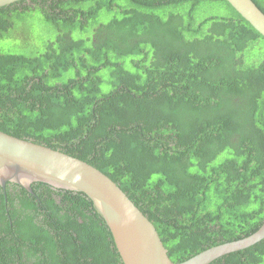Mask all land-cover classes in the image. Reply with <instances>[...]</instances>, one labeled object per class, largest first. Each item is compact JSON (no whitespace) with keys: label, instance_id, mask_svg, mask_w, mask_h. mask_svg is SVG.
<instances>
[{"label":"trees","instance_id":"16d2710c","mask_svg":"<svg viewBox=\"0 0 264 264\" xmlns=\"http://www.w3.org/2000/svg\"><path fill=\"white\" fill-rule=\"evenodd\" d=\"M32 20L48 28L42 47ZM263 40L224 0L1 8L0 130L101 169L186 260L264 223ZM33 187L49 193L46 217L41 205L18 235L0 229V264H122L84 194ZM54 192L81 201L83 217ZM213 264H264V241Z\"/></svg>","mask_w":264,"mask_h":264},{"label":"water","instance_id":"95a60500","mask_svg":"<svg viewBox=\"0 0 264 264\" xmlns=\"http://www.w3.org/2000/svg\"><path fill=\"white\" fill-rule=\"evenodd\" d=\"M26 0H0V9ZM264 38V11L254 0H224ZM42 183L84 194L107 224L122 264H213L264 241V223L252 235L174 261L150 218L108 174L91 163L34 140L0 130V185L32 191Z\"/></svg>","mask_w":264,"mask_h":264},{"label":"flooded vegetation","instance_id":"af4514ba","mask_svg":"<svg viewBox=\"0 0 264 264\" xmlns=\"http://www.w3.org/2000/svg\"><path fill=\"white\" fill-rule=\"evenodd\" d=\"M38 184V183H37ZM37 184L32 185V191H28L27 189L19 186V188H13V185L8 184L3 187L0 185L2 191H0V214L6 213V216H0V229L6 228L7 225H11L13 228V233L18 235L19 227L23 224L24 219L34 218V212L39 211L42 213L41 209H35V207H39L42 205L44 208V215L46 217V196H49V193L46 191V188L42 187L37 192L33 186H37ZM15 185V184H14ZM62 190H59L61 192ZM49 198V197H48ZM52 198L55 200L57 205L68 206L71 209L75 210V215L77 218H82L81 209L83 208L81 205V201L75 199L74 197H68L65 194H60L58 192H54L52 194ZM68 200V201H66ZM81 211V213H80ZM88 211H86L87 213ZM50 216V215H49ZM40 217V218H43ZM54 218H69L62 217L61 214L53 215ZM49 217V218H53ZM76 218V217H71ZM12 234V233H11Z\"/></svg>","mask_w":264,"mask_h":264},{"label":"rangeland","instance_id":"374dc122","mask_svg":"<svg viewBox=\"0 0 264 264\" xmlns=\"http://www.w3.org/2000/svg\"><path fill=\"white\" fill-rule=\"evenodd\" d=\"M37 18L39 17V16H36ZM40 18V17H39ZM101 18V17H100ZM99 18V19H100ZM106 16L104 15L103 17H102V19H104V20H106ZM31 24H33L34 26H35V34H36V41H37V44H38V46L39 47H42V44H43V42H44V40H43V38H42V33H46V30L48 29V28H46V25H43V23H42V21H36V20H32L31 21ZM14 47H15V45L14 44H5L4 45V48H6V49H14ZM263 47H264V40H263ZM125 63H126V65H128V63H129V59H126L125 60ZM107 86H105V88H106Z\"/></svg>","mask_w":264,"mask_h":264}]
</instances>
